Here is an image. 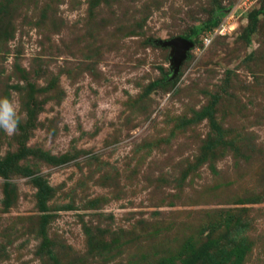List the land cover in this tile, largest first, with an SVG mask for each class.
<instances>
[{"label": "rangeland", "instance_id": "374dc122", "mask_svg": "<svg viewBox=\"0 0 264 264\" xmlns=\"http://www.w3.org/2000/svg\"><path fill=\"white\" fill-rule=\"evenodd\" d=\"M0 98V264H264V0H0Z\"/></svg>", "mask_w": 264, "mask_h": 264}, {"label": "water", "instance_id": "95a60500", "mask_svg": "<svg viewBox=\"0 0 264 264\" xmlns=\"http://www.w3.org/2000/svg\"><path fill=\"white\" fill-rule=\"evenodd\" d=\"M159 45L161 47H169L171 49L169 60L172 69V75H174L177 72L182 60L186 57V52L192 46V44L187 39L174 37L165 41H160Z\"/></svg>", "mask_w": 264, "mask_h": 264}, {"label": "clouds", "instance_id": "9594fccd", "mask_svg": "<svg viewBox=\"0 0 264 264\" xmlns=\"http://www.w3.org/2000/svg\"><path fill=\"white\" fill-rule=\"evenodd\" d=\"M20 117L8 98H0V130L12 135L19 127Z\"/></svg>", "mask_w": 264, "mask_h": 264}, {"label": "trees", "instance_id": "16d2710c", "mask_svg": "<svg viewBox=\"0 0 264 264\" xmlns=\"http://www.w3.org/2000/svg\"><path fill=\"white\" fill-rule=\"evenodd\" d=\"M195 33H196V32L194 31L193 34H195ZM193 36H194V35H192L191 37H189V38H188V41H191V40L193 39Z\"/></svg>", "mask_w": 264, "mask_h": 264}]
</instances>
